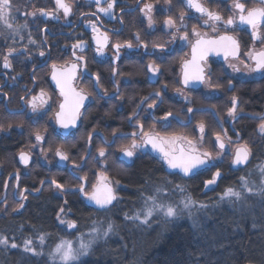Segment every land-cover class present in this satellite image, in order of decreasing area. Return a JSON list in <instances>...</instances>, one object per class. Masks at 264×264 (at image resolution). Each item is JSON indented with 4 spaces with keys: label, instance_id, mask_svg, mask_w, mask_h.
Wrapping results in <instances>:
<instances>
[{
    "label": "flooded vegetation",
    "instance_id": "obj_1",
    "mask_svg": "<svg viewBox=\"0 0 264 264\" xmlns=\"http://www.w3.org/2000/svg\"><path fill=\"white\" fill-rule=\"evenodd\" d=\"M69 2L72 4L73 12L68 18H65L62 12L58 13L59 20L41 17L37 13L35 18L28 17V27L14 39L10 37L6 40L4 36H0V124L5 129L0 131V217H4L7 212H20L31 196L43 191L61 198L66 194L76 193L85 204V197L75 190L82 183L79 177L87 175L88 190H91L95 173L100 169L103 171L106 169V174L113 181H117L123 173L115 175L116 170H111L114 163L122 167H130L135 160L147 157L164 168L163 161L158 159V155H155L148 145L137 149L135 155L127 160L120 158L122 153L120 148L131 144L133 132H136L139 142L142 133L137 121L144 126V131L161 136L183 134L193 139L200 136L198 130L194 131L197 123L204 121L207 134L202 145L205 149L207 137L212 138L214 133L223 134L227 131V137H224L227 153L217 163L221 173L224 164H228L231 170L237 171L253 163L254 143L263 144L264 148V135L257 130L261 122L260 117L264 116V100L259 112H250L242 103L239 91L244 86L264 91V74H248L239 60L233 57L225 60L223 54H210L205 65L206 69H210V83L206 80L205 83L190 84L186 87L182 83L181 62L191 59V43L194 42L195 37L190 36L189 41H181L179 38L173 40L172 31L165 29L163 25L167 15L178 16L181 10L191 17L199 16L198 13L185 8L184 0H172L171 12L164 11V0H118L113 10L115 18L99 13V20L87 15L96 11L93 0H69ZM143 3H153L156 6L153 12L155 23L151 28L139 11ZM205 3L206 6L219 10L225 18L229 15L231 0H205ZM15 4L20 9L15 14V19L21 24L25 23V11L39 8L55 9V0H15ZM247 6L259 5L255 0H247ZM81 13L86 15L82 16ZM89 20L97 25L98 32L95 35L102 39L101 34L107 33L109 37L102 55L97 54V45L93 40L94 33L88 24ZM186 24L188 33H191L195 26L209 37L224 34L222 25L217 33H212L210 28L203 26L202 20L196 18L188 19ZM29 33L36 40L35 45L28 43ZM182 34L183 30L177 33V37ZM229 34L239 39L241 54L253 46L250 30L237 29L230 31ZM78 39L86 42L83 50L72 47ZM126 41H131L133 47L121 48L119 58H116V49L112 45L124 44ZM145 44L147 47L143 46ZM159 45L164 46L163 51ZM10 46L18 51H23L27 47L28 51L24 55L10 58L12 69H4L2 55ZM262 47L264 44L255 42L256 50ZM40 51L45 52L44 57L39 55ZM76 56H83L85 59L77 62ZM241 59L247 60L243 55ZM72 63L79 65L72 86L77 91L87 94V99L80 109L81 116L77 120L76 127L65 133L55 119V113L59 111L63 97L51 81V66L56 64L57 70H60ZM149 64L158 66L160 71L153 75L148 71ZM229 64H236L241 71L234 72ZM113 69L116 70L115 75ZM96 75L100 77L99 85L96 83ZM41 88L48 94V104L40 110L41 114L38 117L30 119L31 109L21 97L31 99L33 95L39 94ZM157 91L160 92L159 97L155 95ZM233 95L238 97L239 103L238 116L235 120L227 116ZM144 97L149 99L142 103ZM153 100L157 103L150 109L148 104ZM138 105L140 107H137ZM190 107L194 110L192 113L188 112ZM134 111L137 115L130 121L128 117ZM168 112L172 113L168 121L161 120ZM245 119L250 120L247 128L244 127ZM9 124L12 125L11 128L8 127ZM35 131H40L46 139L37 142L33 135ZM114 131L115 136H113ZM89 133H92L91 144L88 140ZM237 133H239V142L247 143L252 154L246 165L234 167L231 161L234 148L237 146ZM229 138L232 143H229ZM212 139L214 142L215 137ZM247 139L250 142L246 141ZM57 146H62V150L69 156L67 161H60L55 155ZM99 147H103L106 151V156L103 158L98 155ZM21 151L29 154L28 165L20 162ZM82 156L85 157L84 160L80 159ZM73 162L81 167L74 168ZM16 173H19L18 181L15 178ZM52 179L64 184L67 191L62 193L57 189L59 193L55 192V187L50 183ZM5 180L9 181L7 189L4 187ZM41 181L45 183L41 185ZM120 185L121 183L116 186L117 196ZM18 189H27L25 193L27 199L23 201L24 207L14 212L11 205L20 203ZM37 189L42 190L36 191ZM5 196L7 211L3 210Z\"/></svg>",
    "mask_w": 264,
    "mask_h": 264
},
{
    "label": "snow or ice",
    "instance_id": "obj_2",
    "mask_svg": "<svg viewBox=\"0 0 264 264\" xmlns=\"http://www.w3.org/2000/svg\"><path fill=\"white\" fill-rule=\"evenodd\" d=\"M96 5V11L87 14L96 17V20L100 19L99 13H103L105 16L110 18L114 17V7L117 5L118 0H93ZM259 5L256 7H248L247 0H231V5L229 9V15L227 18L219 10H214L206 6L205 0H184V6L186 9L192 10L198 13V17H191L186 14L184 10L179 12V15H167L163 20V25L165 29L172 31V39L175 40L179 38L181 41H189L190 36L195 37L194 42L191 43V59L183 60L181 62L182 68V83L187 87L190 84L195 83H205L206 80L210 83V69H206L205 65L207 63V58L210 54L220 55L223 54L225 60L229 57H233L243 64L244 68L247 69L248 74L261 73L264 74V47L256 50L255 42L259 41L264 44V0H255ZM165 12H171L172 0H164ZM91 7V5H89ZM153 3H143V6L139 8V11L147 19L148 26L151 28L154 26L153 12L155 9ZM19 6L15 4V0H0V36H4L7 40L8 38H15L20 35L22 30L28 27V17H37V13L41 17L51 18L53 20H59L58 13L62 12L65 18H68L72 12V4L69 0H55V9H44L39 8L33 11H25V23H17L15 19V14L19 12ZM82 16L86 14L81 13ZM196 18L203 21V26L211 29L212 33H217L220 26H223L224 34L214 35L209 37L207 33H201L197 27L193 26L191 33L187 31L186 21L188 19ZM123 21L121 20V23ZM89 26L92 28L94 33L93 40L96 42L97 54L102 55L104 47L108 43L107 33H103L102 39H100L95 33L98 32L97 25L94 21H88ZM241 29L244 31L250 30L251 40L253 41V46L250 47L246 52L241 54L240 41L234 36L230 35V31H236ZM174 30V31H173ZM183 30V34L177 37V33ZM46 31V29H43ZM23 38V37H21ZM139 40V35H137ZM28 43L30 45H35L37 42L31 36L28 35ZM86 46V42L83 39H78L76 43L72 45L73 49L83 50ZM147 47V45H143ZM116 49V58H119V50L123 47L132 48L133 44L131 41H126L124 44L116 43L112 45ZM154 47H157L154 45ZM163 51V45H159ZM28 49L25 47L23 51H18L15 47H8L6 53L2 55V67L4 69H12V61L10 58L14 56L24 55ZM39 55L41 57L45 56L44 51H40ZM75 56V52L73 53ZM247 58V60L241 59V56ZM83 56H76V61H84ZM249 61L251 63H249ZM254 65V66H253ZM78 63H72L57 70V65L53 64L51 78L56 83V87L59 89L60 96L63 97V102L59 104V111L55 113L56 123L63 129H68L69 127H76V122L81 116V107L84 105V101L87 99V94L83 91H77L72 86V81L74 80L78 68ZM234 72H240L241 68L236 64H229ZM148 71L155 75L160 71L158 66L148 65ZM116 74V70L113 69V75ZM19 75V74H18ZM95 75V74H94ZM16 77H13L15 79ZM96 83L99 85L100 77L96 75ZM165 87H167L165 85ZM229 87L231 88V81L229 82ZM180 92L179 89H177ZM118 92V89H117ZM182 94V93H181ZM107 95V93H105ZM157 97L160 96V92L155 93ZM48 94L41 88L38 95H33L31 99L26 97H21L22 101L26 102L27 107L31 109L32 119L33 117H38L41 113L40 110L45 108L48 104ZM149 97H144L142 103L146 102ZM187 100V97H185ZM156 101L153 100L152 103L148 104V108H153L156 106ZM137 107H140L138 105ZM238 97L233 95L231 97V107L227 110V116L233 120L237 119L238 116ZM194 110L190 107L188 112L192 113ZM137 113L134 111L128 119L131 121L136 117ZM172 116L171 112H168L161 118L163 121H168V118ZM261 122L257 126V130L261 135H264V116L260 117ZM35 122V120H33ZM137 125L141 129L142 135L139 137V142L137 140L136 132L131 135L133 137L130 145L122 146L120 151L125 157L131 158L135 155L137 149L145 148L147 145L151 146L154 153L158 154V159L163 161V164L167 166L168 169L173 170L170 174L182 173L184 176H189L190 174H196L201 171H209L212 168H217V163L223 159L224 154L227 153V145L225 144L224 137H227V131L223 134L215 133V140L213 142L214 147L218 148L216 156H213L211 152L204 151L201 152L198 144H202L206 133V125L204 121H200L196 125V129L200 133L199 140H193L186 135L171 134L168 136H161L150 131H144V126L137 121ZM11 124L8 125L11 128ZM4 126L0 124V131H4ZM35 140L37 142L44 141L46 137L40 133V131H35L33 133ZM116 132H113V136ZM237 135L236 147L234 148V154L232 157V165L240 166L246 165L249 161V157L252 154L251 149L247 143L239 142V133ZM92 133L88 134L89 144H91ZM229 143H232L229 138ZM35 147V145H33ZM99 157L103 158L106 156V151L103 147L97 149ZM55 155L59 157L60 161H67L69 156L65 151L62 150V146H57L55 148ZM84 160L85 157H81ZM19 160L21 163L28 165L29 154L21 151L19 153ZM99 163V161H97ZM74 168H80L79 164L73 162ZM260 176L264 178V164L258 166ZM11 175V174H10ZM222 176L219 168L212 173L210 179L204 180V185L206 188L217 183V180ZM15 178L19 180V173L15 174ZM82 181L81 184L75 189L79 191L90 204H93L98 210H108L110 206H114V202L118 201V196L116 193V186L119 185V181H113L106 174L105 171H100L95 173V181L91 184V190H88V177L87 175L79 177ZM241 186L251 195H259L264 197V179L261 180L259 187L253 190L249 186L250 182L245 177H241ZM45 181H41L43 185ZM51 185L60 192H66L67 188L64 184L59 183L56 179L51 180ZM169 181L163 180L161 184L155 185L153 190L148 195H141L144 203L143 206L138 209L134 214L129 215L124 214V219L126 221H131L135 224L139 221V225H150L152 219L157 215H163L165 218H175L181 214L182 210H189L194 205L196 201L190 196L184 197L179 203L182 208L178 206L175 202H166L168 196L164 195V190L169 184ZM9 186V181L5 180L4 187L7 189ZM179 191L183 192L184 188L181 185L175 186ZM42 189H37L40 191ZM20 203L16 205L12 210L14 212L19 211L24 207L23 201L27 199L26 192L27 189H18ZM171 193H169L170 195ZM228 199L230 202L242 201L246 199L243 192L235 190L233 187H227L222 196L221 200ZM3 203L5 204L4 211H7V197L5 196ZM67 204V201H65ZM201 208L205 207L203 204L200 205ZM66 215L65 209L61 207L57 212V220L60 225H66L67 229L78 231V224L75 220L64 219ZM139 225H137L139 227ZM23 227V226H21ZM38 235L35 239L32 236H28L23 239L22 245L17 244L15 241H9L6 235L0 234V248L7 251L9 248L17 249L21 248L25 253H30L33 256H47L49 264H82V258L90 255L93 249V245L97 243L100 239L108 238L117 232L118 226L111 220H92V224L88 233H80L75 240L65 238L60 236L58 242L55 243L54 247L45 252L46 241L51 234L45 233L39 230Z\"/></svg>",
    "mask_w": 264,
    "mask_h": 264
},
{
    "label": "trees",
    "instance_id": "obj_3",
    "mask_svg": "<svg viewBox=\"0 0 264 264\" xmlns=\"http://www.w3.org/2000/svg\"><path fill=\"white\" fill-rule=\"evenodd\" d=\"M239 97L246 110L259 112L264 91L244 86ZM245 120L244 127L247 128L250 120ZM252 147L253 163L237 171L224 164L222 176L208 188L204 180L211 178V170L191 177L173 175L155 160L137 159L130 167H123V174L118 179L121 183L118 201L104 211L89 208L76 193L61 198L43 191L31 196L20 212H7L0 217V234L6 235L10 243L15 241L22 245L24 238H36L38 232L34 228L49 233L44 249L47 252L60 236L73 238L88 230L92 220L107 218L118 226L117 232L97 241L90 255L82 258V264H264V197L244 194L246 199L242 201L221 200L227 187L239 190L241 177L253 183L254 189L259 187L261 179L257 163L264 159V148L257 142ZM163 180L170 182L165 189L172 192V202L176 203L178 198L176 185L184 188L182 197L190 196L197 202L191 213L181 211L175 218L157 215L150 225L126 221L124 214H134L144 203L141 195H148ZM252 198L258 201L251 203ZM201 204L205 207L201 208ZM61 207L66 212L62 218L75 220L78 231L60 225L57 212ZM0 264H49V261L46 255L33 256L25 253L22 247L7 251L0 248Z\"/></svg>",
    "mask_w": 264,
    "mask_h": 264
},
{
    "label": "rangeland",
    "instance_id": "obj_4",
    "mask_svg": "<svg viewBox=\"0 0 264 264\" xmlns=\"http://www.w3.org/2000/svg\"><path fill=\"white\" fill-rule=\"evenodd\" d=\"M239 111H241V109H239ZM214 134H215V133H214ZM214 134H213V135H214ZM199 135H200V134H199ZM199 137H200V136L196 137V139H193V138H191V139L198 141V140H199ZM214 137H215V136H213L212 138H214ZM212 138H211V137H210V138L207 137V139H206V149L203 147L202 144H198V146H199L201 152L208 151V152H211L213 156H216V154H217V152L219 151V149H216L215 147H213V145H212L213 139H212ZM263 140H264V139H263ZM246 141L250 142L249 139H247ZM232 148H234V147H232ZM232 148H231V149H232ZM227 159H228V158H227ZM227 161H228V160H227ZM261 164H264V159H263L261 162L257 163V169H259L258 166L261 165ZM123 169H124V168H123L122 166H120L118 163H114V164L112 165V168H111L112 171H113V170H116V174H115L116 176H118L120 173H123ZM215 169H216V168H212V169H211L212 173L216 171ZM100 171H103V169L98 170V172H100ZM119 171H120V172H119ZM260 179L262 180V179H264V178H262V177L260 176ZM260 182H261V181H260ZM259 185H260V184H259ZM249 186L252 187L253 190L255 191V189H254L255 185H254L253 183H250ZM54 191L57 192V193H59L58 190H57L56 188H54ZM238 191L243 192V194H249L246 190H244V189L242 188L241 185H240V188H239ZM176 192L178 193V198H177V202H176V204L182 208V205H180L179 202L184 198V197H182L183 194L181 195V193H183V192H181V191H179V190L176 191ZM171 193H172V192H171ZM164 195L168 196V200H167L166 202H172V201L170 200L171 195H169V192H167L166 189L164 190ZM256 201H258V200H256V198H252L251 203H252V202H253V203H256ZM16 205H17V203H13V204L11 205V208H15ZM142 206H143V204H142ZM142 206H141V207H142ZM141 207H140V208H141ZM140 208H139V209H140ZM137 210H138V209H137ZM137 210H136V211H137ZM248 210H249V209H248ZM136 211H135V212H136ZM182 211H188V210H182ZM161 215H162V214H161ZM89 229H90V228H89ZM89 229L86 230L84 233H85V234L88 233ZM78 235H79V234H77L76 236H74L73 238H70V239L75 240V238H76Z\"/></svg>",
    "mask_w": 264,
    "mask_h": 264
},
{
    "label": "water",
    "instance_id": "obj_5",
    "mask_svg": "<svg viewBox=\"0 0 264 264\" xmlns=\"http://www.w3.org/2000/svg\"><path fill=\"white\" fill-rule=\"evenodd\" d=\"M51 81H52L54 87H56V83H55V81L52 80V78H51ZM56 88H57V87H56ZM62 102H63V101H62ZM77 122H78V121H77ZM77 122H76V124H77ZM72 128H74V127H69L68 129H64V132L67 133V132H68L69 130H71ZM148 146H149L150 150L152 151L151 146H150V145H148ZM152 152H153V151H152ZM153 153H154V152H153ZM154 154H155V155H158L157 153H154ZM120 158H121V159H126V160H127L128 157H125V156L123 155V153H121ZM233 166H234V165H233ZM234 167H235V166H234ZM164 170H165L167 173H171V172L173 171V170L168 169L166 165L164 166ZM178 174L183 175L182 173H178ZM193 175H195V174H190L188 177H191V176H193ZM183 176H184V175H183ZM85 204H86L87 206H89L90 208H92V209L98 210L93 204H90V203L87 201L86 198H85ZM245 264H255V263L248 262V263H245Z\"/></svg>",
    "mask_w": 264,
    "mask_h": 264
}]
</instances>
